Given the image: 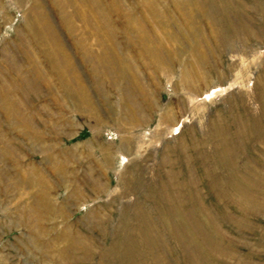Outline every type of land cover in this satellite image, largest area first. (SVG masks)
I'll return each mask as SVG.
<instances>
[{"label":"rangeland","instance_id":"obj_1","mask_svg":"<svg viewBox=\"0 0 264 264\" xmlns=\"http://www.w3.org/2000/svg\"><path fill=\"white\" fill-rule=\"evenodd\" d=\"M0 264H264V0H0Z\"/></svg>","mask_w":264,"mask_h":264}]
</instances>
